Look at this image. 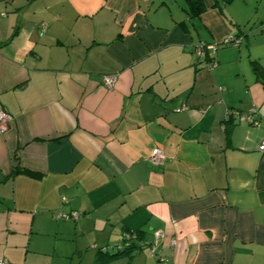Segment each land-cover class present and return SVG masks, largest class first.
Segmentation results:
<instances>
[{
  "label": "crops",
  "instance_id": "1",
  "mask_svg": "<svg viewBox=\"0 0 264 264\" xmlns=\"http://www.w3.org/2000/svg\"><path fill=\"white\" fill-rule=\"evenodd\" d=\"M262 80L264 0H0V260L264 264Z\"/></svg>",
  "mask_w": 264,
  "mask_h": 264
},
{
  "label": "built area",
  "instance_id": "2",
  "mask_svg": "<svg viewBox=\"0 0 264 264\" xmlns=\"http://www.w3.org/2000/svg\"><path fill=\"white\" fill-rule=\"evenodd\" d=\"M227 43H234V44H239L240 43V37H236V36H231L228 39H226L222 44H227ZM217 44H213V43H203L200 44L196 47L195 49V53L198 59L204 58L206 57V53L207 52H214L216 50ZM209 66L213 64V62H208L207 63ZM115 81V77L114 76H105L103 77V83L106 87L110 88L112 87L113 83ZM226 116H233L237 119L240 120H244L248 123L257 124V120H256V116H257V110L256 109H251L249 112L247 113H239L238 111L234 110V109H228L226 111ZM12 119V116L6 112L4 109L0 108V133H2L8 123L10 122V120ZM258 150L260 151H264V136H262L259 144H258ZM150 160L152 163L156 164V165H163L164 162L166 161V157L163 154L162 150L159 147H154L151 150L150 153ZM57 217L58 218H77L78 217V213L73 212L71 214H66V213H62L59 212L57 213ZM155 241H157L159 239V237L161 236V233L159 231L155 232ZM128 236H134L132 234H128ZM170 244H173V241L170 242ZM148 248L150 249V252H153V245H148ZM0 264H9L6 260L2 259L0 260Z\"/></svg>",
  "mask_w": 264,
  "mask_h": 264
},
{
  "label": "trees",
  "instance_id": "3",
  "mask_svg": "<svg viewBox=\"0 0 264 264\" xmlns=\"http://www.w3.org/2000/svg\"><path fill=\"white\" fill-rule=\"evenodd\" d=\"M226 1L228 2L229 0H226ZM190 10H192L194 12H199L200 10H202V8L199 7L197 5V3H196V4L191 6ZM208 61L212 62L211 58H209ZM254 70L257 72L258 76L261 75L260 69H258L257 65L254 66ZM262 83H264V80H262ZM139 234H140L139 232L132 233V235H134L132 237L131 236H126L125 237V235H124L122 241L128 240L129 242L124 243V245L122 247L123 249L122 248H117L113 253L107 252V249H105V248H103V249L102 248H98V251H97L98 255L96 256V260H95L94 264H103L104 263V261L101 258V255H105V256H107V257H109L111 259H115V258H117L119 256L128 254V251L130 249L134 248V247H140L141 245H138Z\"/></svg>",
  "mask_w": 264,
  "mask_h": 264
},
{
  "label": "rangeland",
  "instance_id": "4",
  "mask_svg": "<svg viewBox=\"0 0 264 264\" xmlns=\"http://www.w3.org/2000/svg\"><path fill=\"white\" fill-rule=\"evenodd\" d=\"M83 247L79 248V251H80V253L82 255V259H83V261L81 259V263L80 264H93L92 262H93L94 256L98 255L97 253L95 254L96 249L95 250H92V249L90 250L88 247L87 248H85V247L83 248ZM105 249H107V246L105 247ZM85 250H88L89 252H87ZM130 254H131L130 252L128 254H125L124 255V257H125L124 260L123 261L121 260V262H119L117 264H127L129 262L127 257H130ZM101 258L104 261L103 264H115V263H111V262L114 261L113 259H111V258H109V257H107L105 255H101ZM91 260H92V262H91Z\"/></svg>",
  "mask_w": 264,
  "mask_h": 264
}]
</instances>
